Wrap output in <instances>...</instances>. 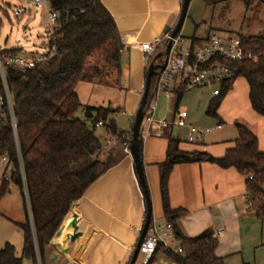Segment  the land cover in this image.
I'll list each match as a JSON object with an SVG mask.
<instances>
[{"label":"trees","instance_id":"16d2710c","mask_svg":"<svg viewBox=\"0 0 264 264\" xmlns=\"http://www.w3.org/2000/svg\"><path fill=\"white\" fill-rule=\"evenodd\" d=\"M246 2L248 4L249 0ZM50 3L51 9L58 14L50 35V45L57 46V55L25 70H8L25 179L19 171L12 126L9 121H1L0 153L10 156L16 171L11 180L0 182V201L8 193L12 181L23 191L27 187L24 194L27 217L24 222L17 223L24 231L22 254H18L14 244L7 242L0 248V264H23L25 258L38 264L39 256L45 263L48 246L72 204L120 161L132 139V129L119 130L111 116L119 108L87 105L86 119L76 116L83 105L77 91L78 84L89 73L106 77L109 67L120 62L125 44L114 16L102 0H50ZM2 25L0 19V31ZM240 36L249 49L255 52L264 49V35ZM7 51L20 53L23 48ZM239 68V76L245 77L250 87L252 108L264 116V57L245 60L239 63ZM156 78L157 73L152 78L147 107L153 97ZM235 80L223 84L221 94L211 100L210 116L217 115ZM187 91L185 88L176 91L177 108ZM99 122L122 142L121 147L118 145L104 156L101 155L104 143L97 134ZM237 130L234 145L219 158L205 151L183 150L180 148L181 140L170 137L167 158L160 163V189L167 222L172 223L184 254H176L160 245L146 264H153L161 251L185 264H227L226 258L216 252L219 240L211 229L197 236H187L181 230L177 223L181 209L171 206L169 180L177 163L209 161L225 168L235 167L246 175L247 190L251 192L248 201L264 196V150L260 149L258 134L243 123L237 124ZM139 147L143 159L142 136ZM252 207L259 216H263L264 199ZM153 221L152 215L151 224Z\"/></svg>","mask_w":264,"mask_h":264},{"label":"crops","instance_id":"0c3cea01","mask_svg":"<svg viewBox=\"0 0 264 264\" xmlns=\"http://www.w3.org/2000/svg\"><path fill=\"white\" fill-rule=\"evenodd\" d=\"M102 2L114 16L125 47L120 62L109 67L106 77H97L89 73L81 82L88 83L96 90L100 84L106 83L113 89L110 98V106L113 108L117 106L113 98L121 94L123 99L118 102L119 107L124 114L133 118L132 129L145 89L149 66L140 44L153 41L164 35L168 27L176 25L183 0H102ZM160 51L153 54L150 61ZM243 78L246 81L242 85L238 87L237 78L225 95L217 115L213 116L216 119H208L217 120V123L209 126L223 124L221 129H215L222 132L218 136L210 139L206 136L203 143H193L188 140L189 128L178 126L157 129L151 134L145 132L142 136L143 161L153 201V219L159 225L167 223L160 189V163L167 158L170 137L180 139V148L183 150L205 151L214 157H223L234 145L233 139H228L225 124L232 120L237 121L241 115L233 117L228 115L225 112L226 102L231 97L237 98V101L240 100L241 110L252 108L250 87L247 79ZM171 93L176 92H168L170 102ZM180 104L177 108L176 102L174 110L169 113L165 112L163 106H158L154 114L155 120H168L169 117L174 119ZM187 121L191 123L189 113ZM176 127L179 128V134L174 136ZM155 128L158 126L155 125ZM182 133L186 135L182 137ZM102 134L106 137L109 131L106 129ZM258 137L260 149L263 151L261 146L264 143L259 135ZM102 141L105 143L103 139ZM124 153L118 163L92 183L85 194L72 204L62 223L64 225L62 234H56L48 246L44 264L130 263L146 221L147 202L134 159L126 148ZM246 178V175L235 167L225 168L209 161L177 163L170 175V203L174 209H181L177 218L181 230L187 236H197L208 229L215 233L223 228L224 231L218 236L216 252L226 258L227 264H234L237 256H241L244 261L249 253L264 248V235L258 231L263 216H259L255 208L248 206ZM74 221L77 223V229L73 227ZM76 232L80 233V236L72 240L71 236ZM55 252H59L60 256L53 263L50 258Z\"/></svg>","mask_w":264,"mask_h":264},{"label":"rangeland","instance_id":"374dc122","mask_svg":"<svg viewBox=\"0 0 264 264\" xmlns=\"http://www.w3.org/2000/svg\"><path fill=\"white\" fill-rule=\"evenodd\" d=\"M32 0H0V19L3 25L0 31V49L10 50L16 47H22L23 52L28 56L42 54L50 49V35L55 25L50 17V7L43 5L42 7L33 9L25 13L22 17L14 15V6H23L30 8ZM219 33L227 36L229 33L244 36L264 35V0H191L188 16L182 29V35L185 38L183 45H188L194 37L204 38L207 34ZM164 48V44L160 45L157 51ZM152 57V56H151ZM238 87L246 81L242 76L238 77ZM100 84V83H98ZM92 89L88 83L80 82L77 91L80 93L83 105L76 112V116L86 119V106L88 104H98L110 107V98L113 89L107 84ZM213 87H202L188 90L180 104V109L187 110L189 113V122L199 126H209L217 123L213 116H209L208 109L211 100L214 98ZM167 93V92H166ZM165 92L159 94L157 98V107L163 106L166 113L172 112L176 106L177 93H171V102L169 95ZM124 96V95H123ZM117 97V98H116ZM115 99V109L111 116L115 118L119 130H131L133 118L122 112L119 107V101L123 99L122 95H117ZM243 110V109H242ZM240 108V100L230 98L225 104V112L231 117L241 114L237 121H229L225 124L227 127L228 139H236L238 137L237 124L243 123L251 127L261 138L264 143V116L258 114L253 108L242 111ZM242 111V112H241ZM169 117L168 120H171ZM207 121H210L209 123ZM207 122V123H206ZM104 126L97 127V134L104 140V145H108L102 156L110 152L118 145L121 147L122 142L112 133L103 136ZM179 128H175L174 136L179 134ZM184 132V131H183ZM222 133L220 130L208 132L207 139L218 136ZM186 134L182 133V137ZM205 136V137H206ZM264 149V144L261 146ZM120 155V153L118 154ZM21 187L15 183H10L8 193L0 201V248H3L7 242L16 246L18 254H22L24 246V231L17 224L26 220L25 195ZM261 200L264 196H260ZM263 221L258 231L264 235V214ZM172 246H177V241L172 242ZM145 256L139 254L135 264H144ZM39 256V263H41ZM153 264H185L173 260L168 254L161 251L156 256ZM264 264V248L257 252L249 253L243 261L241 256L234 259V264ZM23 264H35L32 259L25 258Z\"/></svg>","mask_w":264,"mask_h":264},{"label":"built area","instance_id":"2783aa9c","mask_svg":"<svg viewBox=\"0 0 264 264\" xmlns=\"http://www.w3.org/2000/svg\"><path fill=\"white\" fill-rule=\"evenodd\" d=\"M43 5H48L51 9L50 0H32L30 8L14 6L13 12L15 16L22 17L25 13L42 7ZM50 17L55 25L58 20L57 12L51 9ZM170 40L173 41L170 56L166 67L157 73L156 86L153 97L147 107L141 129V136H144L145 132L151 134L157 129L162 130L172 126L188 127V140L193 143H203L208 132L221 129L223 124L219 123L215 126L206 127L188 123V113L184 109H177L174 119L171 121H157L154 118V114L157 109V98L159 94L162 92H176L180 88L191 90L202 87H213V93L217 96L221 94L223 84L234 81L239 77V63L248 59H256L260 56L264 57V49L255 52L245 46L240 35L231 33L227 36L219 33H211L203 39H191L188 45H183L185 38L182 36V33L172 39L170 29L164 35L153 41H146L140 44L145 53L147 64L150 62V57L156 53V49L162 44H164L163 49H165ZM57 52L56 45H50L49 51L34 56H28L23 51L13 53L6 49H0V122L9 121L12 126L17 146L19 171L23 179H25V164L20 148L18 118L15 115L13 92L9 83L8 70L9 68L25 70L34 67L38 63L57 55ZM102 124V122H99L98 126ZM145 124L148 126L146 127ZM155 125L158 128H155ZM107 147L108 145L103 146L101 155H103ZM126 150L130 153L129 146ZM14 171H16L14 161L8 154L0 153V182L11 180ZM25 190L27 193V187ZM247 195H251V192L248 191ZM260 201V196H257L254 200H250L247 203L251 207ZM223 231L224 229L221 228L213 236L218 238L219 234ZM176 240L178 241V245L173 247L172 242ZM160 245L171 249L176 254H184L181 242L177 239L173 225L170 222L161 226L158 222L153 221L150 225V229L140 248V254L145 256L144 264L149 262ZM38 264L44 263L42 260L39 263L38 259Z\"/></svg>","mask_w":264,"mask_h":264},{"label":"water","instance_id":"95a60500","mask_svg":"<svg viewBox=\"0 0 264 264\" xmlns=\"http://www.w3.org/2000/svg\"><path fill=\"white\" fill-rule=\"evenodd\" d=\"M191 0H183L182 9L179 15V18L177 20V23L174 27H168L167 31L171 29V37L176 38L181 32L184 27V23L186 21V18L188 16L189 6H190ZM173 41L170 40L168 44L166 45V48L160 52H158L155 57L153 58L152 62L149 64L146 74V83H145V89L142 95L140 107L137 111V114L135 116V120L132 126V139L129 144L130 153L134 159L135 168L138 174V177L140 179V183L143 187L144 194L147 199V215H146V221L144 223L143 229L141 231L140 237L138 239L137 245L135 247L132 259L130 261V264H135L138 256L140 254V248L144 242V239L150 229L152 215H153V201L148 185V180L146 176L145 171V165L144 161L140 154V147H139V140L141 136V129L142 125L144 123V119L146 116L147 111V102L148 97L151 89V83L153 76L158 73V70H163L168 62V58L170 56V52L172 49ZM162 59V62H159V60ZM64 225H61L60 229L57 231V235H61L62 231L64 229ZM73 227L77 229V223L74 221ZM80 236V233L76 232L71 236L72 240H75L77 237ZM60 256L59 252H55L53 256H51L50 260L51 262H56Z\"/></svg>","mask_w":264,"mask_h":264}]
</instances>
